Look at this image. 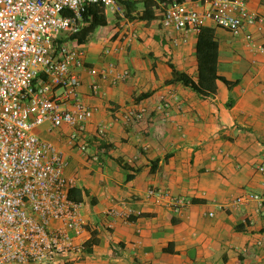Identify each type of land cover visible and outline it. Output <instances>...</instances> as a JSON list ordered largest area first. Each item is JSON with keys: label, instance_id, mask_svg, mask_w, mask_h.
<instances>
[{"label": "crops", "instance_id": "crops-1", "mask_svg": "<svg viewBox=\"0 0 264 264\" xmlns=\"http://www.w3.org/2000/svg\"><path fill=\"white\" fill-rule=\"evenodd\" d=\"M183 1L206 7L204 0ZM245 2L248 10L264 14V0ZM142 11L138 3L130 17L125 14L137 39L110 58L129 70L128 78L101 82V94L94 96L92 77L81 74L80 95L94 108L80 139L87 150L68 142V126L35 129L65 155L64 175L81 191L84 226L75 238L84 245L81 258L59 256L44 264H264V209L255 200L233 203L239 195L257 194L264 204V30L247 27L250 43L211 22L203 26L205 42L216 44V74L237 83L228 87L217 79L215 93L202 95L180 82L165 83L172 78L169 64L196 81L198 35L174 45L171 37L178 33L162 28L157 3L156 18L140 20ZM104 12L107 24L81 44L88 66L102 65L103 44L123 30L118 13ZM170 89L181 107L171 101L164 117L157 106ZM147 91L148 97L138 99ZM134 104L150 113L132 124L114 123L102 138L96 134V124L111 118V106ZM150 187L192 203L175 214L146 197ZM113 204L134 213L128 220L105 215Z\"/></svg>", "mask_w": 264, "mask_h": 264}, {"label": "built area", "instance_id": "built-area-1", "mask_svg": "<svg viewBox=\"0 0 264 264\" xmlns=\"http://www.w3.org/2000/svg\"><path fill=\"white\" fill-rule=\"evenodd\" d=\"M154 1L162 28L178 33L171 37L174 45L197 36L208 22L234 36L243 35L250 43L247 27L264 30V14L248 10L245 0H204L202 10L179 0ZM89 3L101 4L123 21L122 32L103 44L104 62L99 66L86 65L83 45L66 39L81 29L82 12ZM129 23L117 0H0V264H44L59 256L82 257L84 245L75 241L84 228L80 203L68 196L76 180L64 175L63 152L40 138L35 129L44 124L49 131L68 126V142L82 152L87 150L80 139L94 108L80 95L81 74L86 71L92 77L94 96L101 94V82L115 85L128 78L129 70L110 58L126 52L137 39ZM171 101L177 109L181 107L177 93L170 89L157 106L164 117L169 116ZM149 113L143 104L111 106V118L96 124V134L102 138L114 123L132 124ZM146 197L175 214L192 203L186 196L155 187L146 190ZM249 200L264 209L257 194L239 195L233 203ZM132 213V208L115 204L105 211L124 220Z\"/></svg>", "mask_w": 264, "mask_h": 264}, {"label": "trees", "instance_id": "trees-1", "mask_svg": "<svg viewBox=\"0 0 264 264\" xmlns=\"http://www.w3.org/2000/svg\"><path fill=\"white\" fill-rule=\"evenodd\" d=\"M117 1L120 8L124 7L126 10L125 14L128 16L131 10L135 8L136 4L141 3L143 5V11L138 16V19L151 20L156 18L154 14L156 2L154 0ZM82 21L83 25L81 26V29L78 32L69 35L66 39L80 45L86 43L91 38L96 28L105 26L107 24L104 7L101 4L89 3L84 7L82 12ZM204 29L205 27L200 30L196 45V58L198 64V75L196 81L192 80L188 75L178 71L173 65L169 64L172 69V78L166 80L165 83L180 82L184 86H187L202 95H210L215 93L217 79L223 81L228 87H231L237 83L236 81L230 82L225 80L216 74V44L211 40L208 41V43L205 42V39H203ZM150 94V91L143 92L138 96V99L148 97ZM132 177V175H127L128 179H131ZM68 196L74 202H80L82 199L80 189L74 186L68 190ZM94 241L95 240H92L91 242L93 243Z\"/></svg>", "mask_w": 264, "mask_h": 264}, {"label": "rangeland", "instance_id": "rangeland-1", "mask_svg": "<svg viewBox=\"0 0 264 264\" xmlns=\"http://www.w3.org/2000/svg\"><path fill=\"white\" fill-rule=\"evenodd\" d=\"M107 17H108V19H111V17H112V13L110 12V11H108V13H107ZM95 39V36L94 37H92V40H94ZM40 127V129L41 128H46L47 126L46 125H43V126H39ZM39 127H37V128H39ZM36 128V129H37ZM47 130H48V128H47ZM40 136V135H39Z\"/></svg>", "mask_w": 264, "mask_h": 264}]
</instances>
